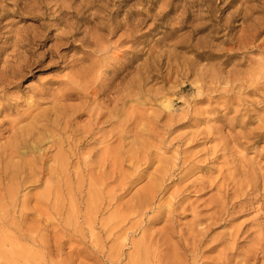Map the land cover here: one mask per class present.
Returning <instances> with one entry per match:
<instances>
[{
  "label": "rangeland",
  "instance_id": "obj_1",
  "mask_svg": "<svg viewBox=\"0 0 264 264\" xmlns=\"http://www.w3.org/2000/svg\"><path fill=\"white\" fill-rule=\"evenodd\" d=\"M257 1L0 0V149L75 112L78 150L47 206L0 153V264H264Z\"/></svg>",
  "mask_w": 264,
  "mask_h": 264
},
{
  "label": "bare ground",
  "instance_id": "obj_2",
  "mask_svg": "<svg viewBox=\"0 0 264 264\" xmlns=\"http://www.w3.org/2000/svg\"><path fill=\"white\" fill-rule=\"evenodd\" d=\"M251 0H244V3H248ZM257 1V0H255ZM258 2V1H257ZM259 3V2H258ZM264 6V4H262ZM212 10L211 7H209ZM263 10V7L259 8ZM241 7L236 9V16H239V12ZM63 14H68V12L64 11ZM210 13V11H209ZM244 18V17H243ZM67 40V39H66ZM76 88V87H75ZM93 94H96L97 91H93ZM72 93H67L62 96L64 101L66 98L73 96ZM169 107V106H167ZM59 108V107H58ZM56 110V114L63 115V109ZM62 110V111H61ZM74 113H71L69 116H55L53 120L45 117L43 114H37V116H28L27 124L24 127H18L14 130L11 136V141H7L3 147H1V154H5V157L17 156L20 157L22 154H28L29 160H20L19 162L11 165V171H13V177L18 179L20 185H29L26 186L25 190H31L37 185L43 183L45 193L35 198V205L44 204L47 206L44 201L50 195V189L53 185H57L59 182L63 180L65 173L68 171V159L71 157L77 156V145L71 144L72 137L63 138L65 135V130L69 129L70 122L74 116ZM100 116L97 115L95 119V125L98 123V118ZM63 125L62 128V139L55 140L53 135H48L46 132L49 131L50 128L57 129L58 126ZM60 132V131H59ZM71 134V132H70ZM74 134V132H73ZM92 131L83 130L79 135L80 137L77 139V144L84 145L86 140L91 136ZM46 141L50 143L51 146L45 149H42L43 142ZM66 147V149H65ZM54 150L57 151L58 157L53 161V166L49 168L44 167V163L49 158V154ZM42 180H44L42 182ZM93 193V194H92ZM92 198L95 197L96 192H92ZM30 202V199H24L21 202L19 214L26 216V212L36 210V207L28 208L27 205ZM36 213L39 215L42 214L41 209H37ZM89 217L94 213V206L88 209L87 211ZM48 215H46V220H48ZM35 231V230H34ZM138 260L135 262L137 263Z\"/></svg>",
  "mask_w": 264,
  "mask_h": 264
}]
</instances>
